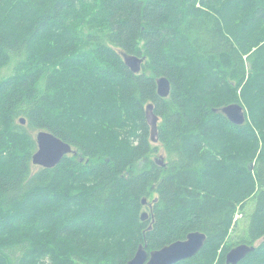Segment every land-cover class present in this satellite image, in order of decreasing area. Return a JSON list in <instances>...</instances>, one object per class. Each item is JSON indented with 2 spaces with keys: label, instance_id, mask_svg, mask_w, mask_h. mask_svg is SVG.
<instances>
[{
  "label": "trees",
  "instance_id": "obj_1",
  "mask_svg": "<svg viewBox=\"0 0 264 264\" xmlns=\"http://www.w3.org/2000/svg\"><path fill=\"white\" fill-rule=\"evenodd\" d=\"M39 130L76 154L33 165ZM192 231L203 248L175 264L241 243L237 264H264V0H0V264H127Z\"/></svg>",
  "mask_w": 264,
  "mask_h": 264
},
{
  "label": "water",
  "instance_id": "obj_2",
  "mask_svg": "<svg viewBox=\"0 0 264 264\" xmlns=\"http://www.w3.org/2000/svg\"><path fill=\"white\" fill-rule=\"evenodd\" d=\"M125 64L134 73H140L146 56H137L121 51ZM157 91L162 97H168L171 93L170 80L165 76L157 78ZM154 104L149 103L145 108L146 119L150 125L151 142L159 141L160 117L156 114ZM234 124L242 125L247 120V111L242 104L232 103L219 109ZM26 119L20 118V123L25 124ZM37 151L34 153L32 163L35 166L52 168L56 166L65 156L76 154L73 146L56 136L48 130H39L36 133ZM158 163L164 165L163 159H157ZM156 201V198L154 199ZM147 204V199L143 200ZM152 210V205H150ZM149 217V212H144L143 220ZM207 234L201 231L190 232L186 238L169 243L159 249L150 252L141 244L136 254L127 264H175L181 260L196 255L204 246ZM255 246L240 244L232 248L226 255L227 264H237L246 257Z\"/></svg>",
  "mask_w": 264,
  "mask_h": 264
},
{
  "label": "rangeland",
  "instance_id": "obj_3",
  "mask_svg": "<svg viewBox=\"0 0 264 264\" xmlns=\"http://www.w3.org/2000/svg\"><path fill=\"white\" fill-rule=\"evenodd\" d=\"M35 132L36 131H33V135L36 136V133L37 132L36 133ZM151 143H152V145L154 147V151L150 155L152 159H155L156 157H160V156L163 157V155L166 156L165 147H164V145L160 141H158V142H151ZM34 170H35V168H34ZM252 205H254V203L248 204V208H251ZM144 211L149 212V206L145 207L144 208ZM237 218H239L238 225L235 228V230L233 231V236L235 238H238L239 236H241L244 233V231L246 229V224H247V221H246L245 217H243L242 214H238L237 215Z\"/></svg>",
  "mask_w": 264,
  "mask_h": 264
},
{
  "label": "bare ground",
  "instance_id": "obj_4",
  "mask_svg": "<svg viewBox=\"0 0 264 264\" xmlns=\"http://www.w3.org/2000/svg\"><path fill=\"white\" fill-rule=\"evenodd\" d=\"M146 106H147V105H146ZM145 108H146V107H145ZM245 109H246V108H245ZM246 111H247V110H246ZM157 159H163V160H164V155H163V157H162V156H160V157H156L154 160H157ZM154 199H155V198H154ZM145 205H146V207H147L148 203L145 204ZM149 205H151V203H150ZM149 205H148V206H149ZM144 212H147V211H143V212H142V215H143ZM141 217H142V216H141ZM142 219H143V218H142ZM192 232H193V231H192ZM188 234H189V233H188ZM188 234H187V235H188ZM258 243H259V241L257 242V244H258ZM241 244H245V243H241ZM238 245H240V244H238ZM236 246H237V245H236ZM234 247H235V246H233L232 248H234ZM232 248H231V249H232ZM231 249H230V250H231ZM230 250H229V251H230ZM229 251H228V252H229ZM226 255H227V254H226ZM226 261H227V260H226Z\"/></svg>",
  "mask_w": 264,
  "mask_h": 264
}]
</instances>
